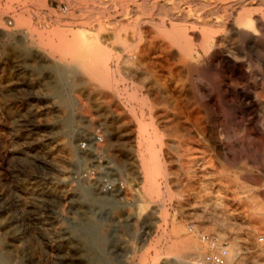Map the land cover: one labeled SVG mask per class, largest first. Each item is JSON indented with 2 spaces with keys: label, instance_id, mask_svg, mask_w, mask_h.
Wrapping results in <instances>:
<instances>
[{
  "label": "rangeland",
  "instance_id": "1",
  "mask_svg": "<svg viewBox=\"0 0 264 264\" xmlns=\"http://www.w3.org/2000/svg\"><path fill=\"white\" fill-rule=\"evenodd\" d=\"M61 3L69 7L67 0H0V34L11 32L0 35V264L192 262L206 247L188 223L228 237L230 253L236 247L246 252L244 264H260L264 122L214 84L227 71L200 56L194 66H173L169 73L157 56L141 51L144 25L138 40L131 29L119 39L118 28L93 30L101 46L89 36L75 39L84 29L65 16L80 17L78 4L63 13ZM120 10L113 8L119 19ZM258 61L251 53L252 71ZM251 70L237 85L253 94L261 80ZM97 128L107 133L103 163L127 179L128 200L70 178L93 158L78 145ZM65 141L81 160L64 174ZM140 154L154 162L151 177L136 160ZM197 157L203 167L189 166ZM78 186L105 202L83 197ZM216 211L231 219L229 229L211 215ZM186 240L192 248L182 246Z\"/></svg>",
  "mask_w": 264,
  "mask_h": 264
},
{
  "label": "bare ground",
  "instance_id": "2",
  "mask_svg": "<svg viewBox=\"0 0 264 264\" xmlns=\"http://www.w3.org/2000/svg\"><path fill=\"white\" fill-rule=\"evenodd\" d=\"M40 2H41V0H40ZM42 2H43V0H42ZM67 2L69 4V7H72L75 4H78V6L75 5L74 7H77L78 11L80 12V17L74 18V14L70 13L69 15L65 16V18L68 19V21H74V22L76 20H79V22L81 23V26L84 29V30H80L76 35H74L75 39H80V40L86 39V38L88 39V36H89L92 40H94L96 42V44L101 46V43L99 40V35H100L99 33L100 32L99 33L93 32V30H97V31L102 30L103 31V29H107V28H118L117 37L119 39H123L122 33L126 32L128 29H131L132 31H134L137 34L136 39L138 40V37L140 36V34H138L139 25H144L145 26V32H143V33H145V35H144L145 36V44H144V46H142L141 51H143V52L145 51L146 54H148V55L150 54V56H152V57L157 56V59H159V63H161V66L163 68H166L169 71V73L172 72L173 66H176V68H177V65L179 67L180 66H182V67L191 66L194 64V60L196 61V59L199 58L200 56L206 57L207 61H208L207 63L210 67H221V68H224L225 71H227V75H225V77L222 79L214 80V84H216V85L220 84V83L223 84L225 87V91L228 94L235 95L238 98L239 107L244 111L245 114L256 113L258 115L259 119H261L264 122V0H67ZM44 3H45V1H44ZM115 5H118L121 9L120 15L122 18H120V19L117 16H115V14L113 13V8L115 7ZM79 22H77V23H79ZM120 31H122V32H120ZM140 32H142V31L140 30L139 33ZM88 33H90V34H88ZM0 35H2V36L3 35H11V32H6V33L0 34ZM101 38L102 37H100V39ZM136 46L137 45H135V47ZM99 49H98V52H99ZM141 51H140V53H141ZM100 52H101V49H100ZM251 53L255 54L259 59V61L257 62L256 66L254 68V71L251 70V68H252ZM199 65H201V64H199ZM202 67H204V66H202ZM175 70H179V69H175ZM249 70H251V74H255L259 78V80H261V83L259 85L260 88L258 87L259 90L253 94L250 93L249 91L244 90L243 87H238V85H237V81H242V80L247 79L246 78V72ZM101 71L102 72L106 71V73H107V71H108L107 67L102 66ZM99 76L101 77L102 81L107 80V82H109L110 78L108 79V78L104 77L103 73L100 74ZM179 79H180V77H179ZM176 80H177V77H176ZM247 81H249V80H247ZM220 86L222 87V85H220ZM216 98H217V96H216ZM206 109H207V107H206ZM240 114H241V112H240ZM253 115H255V114H253ZM249 118H251V116ZM191 121H193V119ZM181 127H182V125H181ZM187 127H188V125H187ZM212 132H214V131H212ZM236 132H238V131H236ZM142 134H143V132H142ZM194 134H195V132H194ZM206 135H207V133H206ZM238 135H239V133H238ZM180 137H181V135H180ZM187 138H189V137H187ZM145 139H147V138H145ZM257 139H258V137H257ZM148 140H150V138ZM218 141H219V139H218ZM149 143H150V141H149ZM185 143H186V141H185ZM62 146L67 151V154H68L66 162H65L66 164L63 165V167H62L63 168L62 172L65 174L67 171H69L68 168L71 165V163H79L81 159L79 160V156L77 155V152L75 151V149L73 148V146L69 142H67V141L63 142ZM148 146H149V144H148ZM183 148H184V146H183ZM192 148H194V147L192 146ZM150 149H147L146 152H148V151L150 152L151 151ZM143 153H145V152L143 151ZM152 153H153V151H152ZM178 153H179V151H178ZM140 155H141V157L136 159V160H138L139 166L144 169L145 173L149 177H151L152 171H153L152 166H153L154 162L151 164L150 160H152V159H151V157H149L150 155L147 156L149 158L142 157V154H140ZM193 156L194 155H192V157ZM189 157H190V155H189ZM198 157L194 161H190L191 165H189V166H191V167L194 165H196L198 167L202 166L203 162H201L200 158H198ZM184 158H186V157L184 156ZM175 160L176 159L174 158V161ZM230 160H232V158ZM174 161H172V162H174ZM135 163H137V161ZM187 163H185V164L187 165ZM163 165H164V163H163ZM189 166H186V167H189ZM180 167L181 166H179L178 168H180ZM191 167H189V169ZM140 175H142V174L140 173ZM143 175H144V173H143ZM150 181H152V180H150ZM78 190L80 191V194L87 199H90L92 201H99L101 203L105 202L103 199L95 197L93 195V192L87 186H78ZM31 194H33V192ZM131 196H132L131 189L127 183L126 188L122 191V196L120 199L128 200ZM200 202H202V201H200ZM197 204H198V202H197ZM195 205H196V202H195ZM261 205H263V204H261ZM202 206L204 207V205L201 204V207ZM199 207H200V205H199ZM205 207H206V204H205ZM211 207H213V206H211ZM201 210H202V208H201ZM204 210H205V208H204ZM213 211H214V209H213ZM209 212H210V210H209ZM218 212L219 211H216V213H212L211 215H214V217H216L215 220H218L221 224H223L224 226H227V228L229 229V226L232 225V223H230V221H229L231 219L226 218V216L223 217V215L221 217L220 214H217ZM261 213H262V211H261ZM195 216H196V214H195ZM203 216H204V214H203ZM203 216H201V218ZM206 216H207V214H206ZM260 216H261V214H260ZM227 219H229V220H227ZM225 228L223 227V230ZM225 231H226V229H225ZM225 231H223V232H225ZM92 238L98 239L97 236H95L94 234H92ZM237 238H239V237H237ZM181 243H183L182 246L185 248L191 247V245L188 243L187 240H186V242L182 241ZM192 243H193V240H192ZM257 245L263 250V245H259V244H257ZM192 247H193V245H192ZM197 249H199V248H197ZM234 250H235L234 254L230 253L232 251L231 242H230L229 260H232V258L237 259L238 257H240L241 258V264H244L243 258L246 256V252H242L238 247H236V249H234ZM263 252H264V250H263ZM251 261L249 260V263H246V264H254V263L256 264V262H257V260H255V259L251 260ZM177 262H178V264H192L193 261L189 262L185 257H178ZM172 264H174V263H172ZM260 264H264V260L262 262H260Z\"/></svg>",
  "mask_w": 264,
  "mask_h": 264
},
{
  "label": "built area",
  "instance_id": "3",
  "mask_svg": "<svg viewBox=\"0 0 264 264\" xmlns=\"http://www.w3.org/2000/svg\"><path fill=\"white\" fill-rule=\"evenodd\" d=\"M60 10L65 13L68 6L65 3L59 5ZM7 26H12V19L6 20ZM26 30L25 28H23ZM107 133L100 128L90 131L89 135L79 142V149L84 153H93V158L89 160L81 169L71 175V180L93 186L101 193L122 192L127 186V179L117 175L110 167L103 163L104 144ZM187 230L193 233L200 243L205 245L206 250L200 257L193 260L194 264H237L236 258L229 260L230 239L223 237L213 231H207L196 224L188 223ZM257 244L263 245L264 236L261 234L257 238Z\"/></svg>",
  "mask_w": 264,
  "mask_h": 264
}]
</instances>
